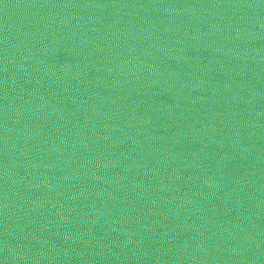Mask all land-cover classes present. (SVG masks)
Listing matches in <instances>:
<instances>
[{
	"label": "water",
	"instance_id": "water-1",
	"mask_svg": "<svg viewBox=\"0 0 264 264\" xmlns=\"http://www.w3.org/2000/svg\"><path fill=\"white\" fill-rule=\"evenodd\" d=\"M0 264H264V0H0Z\"/></svg>",
	"mask_w": 264,
	"mask_h": 264
}]
</instances>
